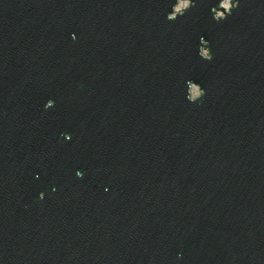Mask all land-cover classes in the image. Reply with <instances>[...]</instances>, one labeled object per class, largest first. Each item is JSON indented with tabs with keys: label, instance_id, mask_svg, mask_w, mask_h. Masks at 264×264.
Listing matches in <instances>:
<instances>
[{
	"label": "water",
	"instance_id": "95a60500",
	"mask_svg": "<svg viewBox=\"0 0 264 264\" xmlns=\"http://www.w3.org/2000/svg\"><path fill=\"white\" fill-rule=\"evenodd\" d=\"M225 1L0 0V264H264V0Z\"/></svg>",
	"mask_w": 264,
	"mask_h": 264
},
{
	"label": "rangeland",
	"instance_id": "374dc122",
	"mask_svg": "<svg viewBox=\"0 0 264 264\" xmlns=\"http://www.w3.org/2000/svg\"><path fill=\"white\" fill-rule=\"evenodd\" d=\"M228 0H226L225 2H224V6L227 8L228 7ZM186 5V2H180L179 3V5L177 6V8L179 9V8H181V7H183V6H185ZM219 14H222V13H220L219 12ZM192 94H197L198 93V90H197V88H192Z\"/></svg>",
	"mask_w": 264,
	"mask_h": 264
}]
</instances>
